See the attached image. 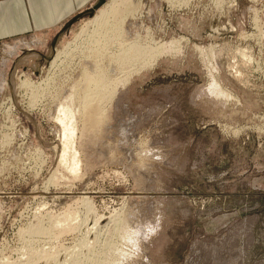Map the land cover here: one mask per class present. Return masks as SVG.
I'll return each instance as SVG.
<instances>
[{
  "label": "rangeland",
  "instance_id": "rangeland-1",
  "mask_svg": "<svg viewBox=\"0 0 264 264\" xmlns=\"http://www.w3.org/2000/svg\"><path fill=\"white\" fill-rule=\"evenodd\" d=\"M104 2L125 4L0 37V264H264V0H130L125 40L174 42L76 137L73 173L56 106Z\"/></svg>",
  "mask_w": 264,
  "mask_h": 264
},
{
  "label": "bare ground",
  "instance_id": "bare-ground-1",
  "mask_svg": "<svg viewBox=\"0 0 264 264\" xmlns=\"http://www.w3.org/2000/svg\"><path fill=\"white\" fill-rule=\"evenodd\" d=\"M132 2H130V0H124L125 4L122 3L124 5L123 9H119L118 4L116 5L114 2H104L103 6L97 10L93 17V21L96 25L88 34L91 37V44L89 43L91 46L89 48H84L82 51L83 69L81 76H78L70 85L68 94L64 96V93L58 98L55 119L61 125L64 134L61 147L62 151L60 150V162L67 165L73 173H76L80 168V158L77 156V150L74 148L76 137L79 136L78 141L80 140L82 142L84 138L89 139L90 136L97 133L98 128L107 117L105 104L113 99L119 83L128 80L131 73L139 65L150 62L174 42L167 41L152 45V43L142 44L138 40H125L121 22L126 12L130 13L128 11H130V7L133 6V4H131ZM111 37H113L112 41ZM115 39H119L118 42H116L117 47L111 49L110 45L113 44ZM53 61H55V57ZM118 71L121 72L122 75L115 76ZM26 82L29 83L30 81ZM211 86H213V88L211 87L212 91L214 90V92L216 91L219 94L225 93V91L218 86L216 81H213ZM63 96L64 98H62ZM80 141L79 143H81ZM145 169L147 168L145 167ZM145 169L142 171L144 172ZM125 220L126 219H124L121 224L122 236L125 241L129 242V245L131 243L137 246V244H139L138 239L141 238L140 236H144V233H146L142 226V220L139 219L138 222L134 224L135 226L131 225L133 227H130V223L127 224L128 222L126 223ZM71 229H73V227ZM114 250H117V248ZM118 252H120V254ZM118 252L117 254L121 257L126 255L125 250ZM117 256L115 258H117ZM39 257L40 255L33 254L28 259L37 262L36 259L38 258L39 262ZM41 258L43 259V257ZM44 262L45 261H43V263ZM26 263L27 262H23V264ZM28 264L30 263L28 262Z\"/></svg>",
  "mask_w": 264,
  "mask_h": 264
},
{
  "label": "crops",
  "instance_id": "crops-1",
  "mask_svg": "<svg viewBox=\"0 0 264 264\" xmlns=\"http://www.w3.org/2000/svg\"><path fill=\"white\" fill-rule=\"evenodd\" d=\"M91 1L0 0V37L31 33L67 22L75 13L88 9Z\"/></svg>",
  "mask_w": 264,
  "mask_h": 264
}]
</instances>
